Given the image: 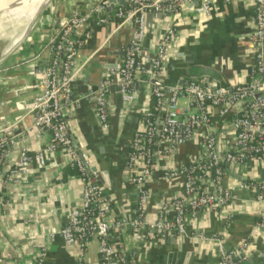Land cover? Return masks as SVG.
Instances as JSON below:
<instances>
[{"label": "crops", "instance_id": "0c3cea01", "mask_svg": "<svg viewBox=\"0 0 264 264\" xmlns=\"http://www.w3.org/2000/svg\"><path fill=\"white\" fill-rule=\"evenodd\" d=\"M99 0H51L29 37L8 62L0 65V124L20 118L17 147L30 152L41 149L48 141L46 133L32 126L27 106L37 94L35 88L43 65L49 58L46 47L49 34L58 22L74 9L86 10ZM209 16L195 13L199 6H185L178 16H162L148 23L143 42L145 68L135 84L136 99L123 103L112 89L108 94V129H102L95 114L94 97L101 80L122 59V49L131 39L133 26H120L112 11L107 21L95 27L88 42L76 58V66L85 64L72 86L74 104L65 119L76 149L90 160V170L102 187V195L110 202V222L119 223L110 230L109 241L125 252L126 264H218V244L225 250L249 241V255L241 264H264V229H256L264 211L252 191H239L231 208L220 212L186 213L185 236L162 239L144 227L141 241L133 239L131 222L135 217L137 197L129 183L125 163L134 135L143 126L142 115L151 111L154 98L152 84L164 87L187 79L209 81L221 88L247 83L255 64L252 47L255 4L253 0H211ZM170 24L175 36L168 46L163 69L158 76L150 72V61ZM33 33V34H32ZM183 103V101H182ZM213 133L219 144L229 138L230 116L219 118L211 111ZM201 136L180 146L170 157L155 159L153 173L146 181L150 203L145 217L152 224L159 208L182 191V178L169 179L166 173L194 163L200 153ZM14 148L12 159H17ZM222 185L237 181H264V162L248 161L240 165H223ZM81 183L77 172L66 164L57 150L44 168L33 166L27 182L13 184L3 191L9 208L0 211V264H28L38 245L46 249L42 264H78L75 248L64 247L59 231L67 222L70 209L81 200ZM149 226V225H147ZM219 240V241H218ZM82 264H103L97 242L87 247Z\"/></svg>", "mask_w": 264, "mask_h": 264}, {"label": "built area", "instance_id": "2783aa9c", "mask_svg": "<svg viewBox=\"0 0 264 264\" xmlns=\"http://www.w3.org/2000/svg\"><path fill=\"white\" fill-rule=\"evenodd\" d=\"M110 1L117 0H99L83 11L72 9L49 34L46 47L50 55L41 69L35 87L37 94L27 112L33 119L32 126L40 133H46L49 141L34 152L18 148L21 120L0 124V211L10 205L3 196L4 189L26 183L29 169L33 166L44 168L57 150L65 155L67 166L77 172L82 187L81 200L70 209L67 222L58 233L64 247L77 250L78 264H82L87 247L95 240L103 264H126L124 250L109 241L110 230L120 224L110 222V202L102 195V187L90 170V160L76 149L65 119L67 110L75 101L72 86L85 66L77 67L76 58L94 28L106 23ZM253 1L255 64L247 83L231 88L195 79L168 87L152 84L153 109L143 113L142 129L134 135L125 163L129 183L137 197L135 217L130 223L136 242L142 240L144 227L156 231L162 239H181L185 236L184 221L188 210L191 213H218L223 208L233 207L239 191H252L255 199L263 202L264 181H237L227 188L222 185L223 165H240L252 160L264 162V0ZM197 2L199 6L193 11L209 16L211 0H124L125 6L119 5L112 11L113 16L120 20V26L131 24L133 31L130 42L122 49L121 61L108 70L95 93V114L102 129L109 127L107 97L112 89L117 91L123 103H133L136 99L135 84L145 68L143 42L148 15L153 20L162 16H178L183 7H192ZM174 36L175 24H170L149 64L153 77L161 73L166 51ZM214 109L221 119L230 116L229 138L220 144L213 133L211 111ZM197 135L201 136L198 159L186 167L166 173L169 179L182 178L180 195L162 203L156 221L147 224L145 217L150 193L146 181L153 173L155 159L170 157ZM14 148L18 151L15 161L11 157ZM255 227L264 229V211ZM249 246V241H245L225 250L219 241L218 264L243 263L249 255ZM45 257V247L38 245L28 264H42Z\"/></svg>", "mask_w": 264, "mask_h": 264}, {"label": "bare ground", "instance_id": "6f19581e", "mask_svg": "<svg viewBox=\"0 0 264 264\" xmlns=\"http://www.w3.org/2000/svg\"><path fill=\"white\" fill-rule=\"evenodd\" d=\"M50 2L51 0H0V43H4L0 48V61L11 55L28 38Z\"/></svg>", "mask_w": 264, "mask_h": 264}, {"label": "water", "instance_id": "95a60500", "mask_svg": "<svg viewBox=\"0 0 264 264\" xmlns=\"http://www.w3.org/2000/svg\"><path fill=\"white\" fill-rule=\"evenodd\" d=\"M119 5H122V6H125V3H124V0H117V1H110V5H109V7H108V9H107V11H109V10H111V11H113L117 6H119ZM147 19H148V23H150L151 22V15L149 14L148 15V17H147ZM62 20V19H61ZM60 20V21H61ZM58 25H59V22H58ZM31 103V102H30ZM30 103H29V105L27 106V112H28V110H29V106H30ZM26 112V113H27ZM20 120V118H16L15 120H13V121H11L12 123H14V122H18ZM20 124V123H19ZM19 127H21V124L19 125Z\"/></svg>", "mask_w": 264, "mask_h": 264}, {"label": "rangeland", "instance_id": "374dc122", "mask_svg": "<svg viewBox=\"0 0 264 264\" xmlns=\"http://www.w3.org/2000/svg\"><path fill=\"white\" fill-rule=\"evenodd\" d=\"M50 5V4H49ZM49 5L45 8V10L43 11V13H42V15L44 16L45 14L44 13H46V11H47V9H48V7H49ZM38 22H36L35 23V25L37 24ZM35 25L33 26V28L35 27ZM33 28H32V30H33ZM29 37V36H28ZM26 41V40H25ZM3 42L2 43H0V48L3 46ZM20 47V46H19ZM18 47V48H19ZM17 50V49H16ZM16 50L11 54V55H9L7 58H5V59H3L2 61H0V65H2L3 63H5V62H8L10 59H11V57L15 54V52H16Z\"/></svg>", "mask_w": 264, "mask_h": 264}, {"label": "trees", "instance_id": "16d2710c", "mask_svg": "<svg viewBox=\"0 0 264 264\" xmlns=\"http://www.w3.org/2000/svg\"><path fill=\"white\" fill-rule=\"evenodd\" d=\"M96 241V240H95ZM97 242V241H96Z\"/></svg>", "mask_w": 264, "mask_h": 264}]
</instances>
